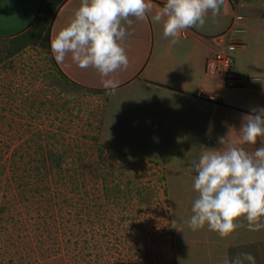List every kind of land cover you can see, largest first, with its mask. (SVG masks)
<instances>
[{"label":"rangeland","instance_id":"374dc122","mask_svg":"<svg viewBox=\"0 0 264 264\" xmlns=\"http://www.w3.org/2000/svg\"><path fill=\"white\" fill-rule=\"evenodd\" d=\"M245 1L264 14V0ZM153 25L160 43L163 23ZM4 39L0 36L1 47ZM204 42H192L194 48L188 49L187 42L163 39L166 50L170 43L179 49L181 63L187 60L186 50L194 51L193 71L174 78L166 71L160 78L152 76L155 81L185 77L190 94L169 93L154 83L145 90V73L125 83L127 69L121 68L111 74L119 84L108 95L97 70L81 69L71 53L62 63L74 83L43 46L11 58L2 53L0 264H181V259L183 264H224L245 252L264 264V229L250 231L243 218L242 226L225 238L207 225L192 231L176 222L192 215L198 195L192 162L200 151L190 149L221 147L202 116L206 99L195 96L203 78L212 79V88L227 86L223 71L207 70L214 53L209 55V37ZM258 52H264V38ZM240 53H235L236 62L249 67ZM234 95L227 89L220 97L232 109L227 119L235 122L236 140L242 118L236 119L239 109L230 103Z\"/></svg>","mask_w":264,"mask_h":264},{"label":"clouds","instance_id":"9594fccd","mask_svg":"<svg viewBox=\"0 0 264 264\" xmlns=\"http://www.w3.org/2000/svg\"><path fill=\"white\" fill-rule=\"evenodd\" d=\"M223 3L224 0H166L152 20L163 23L164 37L172 38L175 44L183 30L203 29L206 14L211 11L215 18ZM151 9L147 0H81L67 26L50 38L51 52L57 63L64 62L71 53L72 61L81 69L95 68L106 93L113 95L119 82L111 74L129 66L121 44L129 34L125 25L132 26L130 17L145 20ZM219 70L224 75L228 71ZM233 130L230 128L226 135L218 137L219 149L204 151L202 145H193L190 149L200 151L198 159L192 162L197 173L193 188L198 195L191 205L192 215L187 221L181 216L176 222L186 223L192 231L207 225L209 230L225 238L242 226L241 218L247 221L250 231L264 229L261 222L264 218V143L254 147L258 138L264 141V108L242 116L241 126L235 130V141ZM236 143L242 146H235ZM224 264H256V260L245 252L225 260Z\"/></svg>","mask_w":264,"mask_h":264},{"label":"crops","instance_id":"0c3cea01","mask_svg":"<svg viewBox=\"0 0 264 264\" xmlns=\"http://www.w3.org/2000/svg\"><path fill=\"white\" fill-rule=\"evenodd\" d=\"M157 1L166 2V0H147L152 6L150 11L152 15H154L156 11L162 9ZM42 2L43 0H0V36H12L28 28L40 13ZM225 3L228 5L220 9L219 15L216 16L214 20H206L203 29L196 30L194 27L188 28L183 30L179 36L182 42H187L186 47L188 49L194 48L191 44L192 42L205 45L204 39L207 41L209 37V40L212 42V44L209 42L208 46L210 50L209 55H211L212 52L214 53V57L218 54H227L234 58V62H236L235 53L239 50V52H242L240 56L243 55L249 60V67L248 64L246 66L243 65V60H240L239 63L236 62L237 65L235 64V67L231 66L230 70L237 76L233 87L217 86L215 84L214 89L212 88V86H214L212 84V79L208 78L205 80L203 78L199 81L200 84L197 86L195 96L206 99L204 102L206 105L202 107V116L207 123V128H213L212 130L214 133L219 135L213 136L214 138L226 135L228 133L226 128H232L235 123L227 119V115H230L228 114L229 111L232 110L230 107L213 102V100L218 99V97L221 98L224 96L227 93V89L235 92V95L230 99L232 100L230 103L234 104L233 106L239 109L237 110L239 116L236 119L241 120L243 115L251 114L253 109L264 108V52H258L259 49H261L264 38V14L259 11H252L259 9L257 5L255 6L253 4L254 2L245 0H224V4ZM80 4L81 0H68L61 7L54 21L52 36L57 34L63 27L67 26ZM243 10L248 11H245L242 15L241 11ZM152 15L148 13L145 20H137L135 17H130V19L133 20L132 26L129 28L125 25L129 34L121 41V44L126 50L129 66L127 67L124 82L132 83L140 78L141 73H145L144 80L147 82L145 90H148L149 86L154 83L155 86L159 85L161 89L167 90L169 93L173 90L174 92H180L182 94H190L185 87L187 84L185 77L181 81H176L175 79H171V81H155L152 78L154 73L156 77L160 78L165 71L166 73H171L173 78L182 74L185 75V73H190L193 71V64H195L193 58L196 57L194 56L193 50H186L187 52L182 54L187 60L181 63L178 57L179 49L176 46L172 47V43H170V46L166 50L162 43L163 39L168 41L172 40V38H165L161 33L163 39L161 38L160 43L157 41L158 35L154 29ZM206 15H212L211 11ZM60 20H62L60 27H57L56 24L60 23ZM224 26L226 30L223 32H213L217 29L222 31V27L225 28ZM161 28L163 29V27ZM216 36H219L220 39ZM231 44L235 45V49L231 50L229 47ZM208 60H210V58ZM153 63H157L156 72L153 71ZM59 65L66 73V65L63 63H59ZM122 70L125 71L126 69L122 67ZM151 71L153 72L151 73ZM208 87L212 89L206 92ZM208 97H211L213 100H210ZM194 103L191 104L195 105ZM232 117H234V114H232ZM224 127L226 129L225 133L223 135H221V132L217 134L218 130H225ZM232 136L234 139V135ZM260 141L261 140L258 138V147L264 142L262 141L259 143ZM235 146H238V143H236Z\"/></svg>","mask_w":264,"mask_h":264},{"label":"trees","instance_id":"16d2710c","mask_svg":"<svg viewBox=\"0 0 264 264\" xmlns=\"http://www.w3.org/2000/svg\"><path fill=\"white\" fill-rule=\"evenodd\" d=\"M67 1L68 0H43V6L40 13L28 28L15 35L5 37L2 47L0 45V60L2 58V53H6L5 58H11L25 51L31 46H43L49 51L50 54H52L50 38L52 37L54 21L61 7ZM157 3L163 8L166 2L157 1ZM4 49H6V51H4ZM53 61L56 63L55 60ZM60 71L64 78L68 79V81L73 83L75 82L74 80H71L62 69H60ZM234 74L235 73H233L231 70H228L224 75V81L229 87L234 86L232 83L229 84L230 80L233 82L236 81L237 76ZM217 103L220 105H225L221 98Z\"/></svg>","mask_w":264,"mask_h":264},{"label":"built area","instance_id":"2783aa9c","mask_svg":"<svg viewBox=\"0 0 264 264\" xmlns=\"http://www.w3.org/2000/svg\"><path fill=\"white\" fill-rule=\"evenodd\" d=\"M232 49H235V45L231 44L229 46ZM232 57L227 54H218L215 58H212L208 61V69L209 70H217V69H229L232 66ZM235 84L233 81H229V84Z\"/></svg>","mask_w":264,"mask_h":264}]
</instances>
